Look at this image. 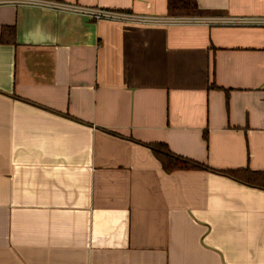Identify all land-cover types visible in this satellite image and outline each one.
I'll return each instance as SVG.
<instances>
[{
	"label": "crops",
	"instance_id": "0c3cea01",
	"mask_svg": "<svg viewBox=\"0 0 264 264\" xmlns=\"http://www.w3.org/2000/svg\"><path fill=\"white\" fill-rule=\"evenodd\" d=\"M45 1L171 17L168 0ZM153 143L210 169L168 174ZM247 168L264 170V27L0 2V264H264V190L218 173Z\"/></svg>",
	"mask_w": 264,
	"mask_h": 264
},
{
	"label": "trees",
	"instance_id": "16d2710c",
	"mask_svg": "<svg viewBox=\"0 0 264 264\" xmlns=\"http://www.w3.org/2000/svg\"><path fill=\"white\" fill-rule=\"evenodd\" d=\"M168 14L170 16L208 17L216 14V12L201 9L196 0H168ZM14 34V28L4 27L2 30V41L4 43H13ZM204 135L207 140V131H205ZM148 146L152 149L153 154L162 165L163 170L168 174L177 171L210 169L208 166L200 162L193 161L173 153L167 144L153 143ZM218 173L247 186L264 190V170L253 171L247 168L240 170H221L218 171Z\"/></svg>",
	"mask_w": 264,
	"mask_h": 264
},
{
	"label": "built area",
	"instance_id": "2783aa9c",
	"mask_svg": "<svg viewBox=\"0 0 264 264\" xmlns=\"http://www.w3.org/2000/svg\"><path fill=\"white\" fill-rule=\"evenodd\" d=\"M0 2H11L15 4H26L44 8L54 9L60 12L76 13L87 16L93 20H107L120 22H136L141 24H218L236 26L264 27V16L252 17H199V16H171L169 18H157L152 16H139L125 11L94 9L82 7L77 4H70L57 1L45 0H0Z\"/></svg>",
	"mask_w": 264,
	"mask_h": 264
}]
</instances>
